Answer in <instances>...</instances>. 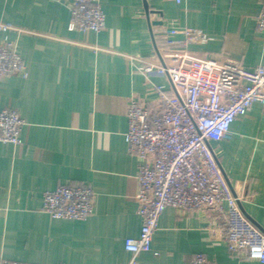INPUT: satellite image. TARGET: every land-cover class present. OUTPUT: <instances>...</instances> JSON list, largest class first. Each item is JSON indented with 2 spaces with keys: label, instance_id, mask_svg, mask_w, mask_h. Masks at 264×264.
Instances as JSON below:
<instances>
[{
  "label": "crops",
  "instance_id": "crops-1",
  "mask_svg": "<svg viewBox=\"0 0 264 264\" xmlns=\"http://www.w3.org/2000/svg\"><path fill=\"white\" fill-rule=\"evenodd\" d=\"M264 0H103L101 31L70 30L63 0H0V42L17 43L27 75L0 78V109L14 108L26 121L18 144L0 142V258L54 264H127V237L140 234V159L128 150L129 97L157 112L159 91L175 93L154 68L172 63L167 27H192L208 40L191 45L200 57L264 65V33L256 17ZM175 39L183 38L182 33ZM233 187L243 189L244 214L264 231V106L253 102L211 142ZM95 192L85 219L53 218L42 211L43 193L61 184ZM218 223L208 210L168 206L151 249L136 264H189L203 252L216 264H263L233 255L212 241Z\"/></svg>",
  "mask_w": 264,
  "mask_h": 264
},
{
  "label": "built area",
  "instance_id": "built-area-1",
  "mask_svg": "<svg viewBox=\"0 0 264 264\" xmlns=\"http://www.w3.org/2000/svg\"><path fill=\"white\" fill-rule=\"evenodd\" d=\"M63 1L71 14L70 30L98 32L105 27L103 0ZM14 28L0 22L4 31ZM256 28L264 33V3ZM178 33L183 38H171ZM164 40L171 49L172 63L149 65L145 70L167 75L176 92L159 91L162 110L157 112L135 95L128 100L124 136L128 150L140 159L136 199L142 226L137 237L124 241L130 253L127 264H136L138 254L151 249L160 215L168 206L210 211L218 221L209 227L212 241H224L233 255L264 264V231L244 214L240 206L243 189L229 183L211 145L229 137L232 122L245 115L253 102L264 106V65L248 69L239 63L197 56L190 46L208 40L199 28L167 27ZM13 74L26 76L27 67L17 43L6 39L0 42V78ZM25 123L17 109H0V142L20 143ZM94 203L91 187L67 183L44 191L42 211L53 218L85 219L93 213ZM0 264L43 263L1 257ZM189 264L216 263L196 252Z\"/></svg>",
  "mask_w": 264,
  "mask_h": 264
}]
</instances>
